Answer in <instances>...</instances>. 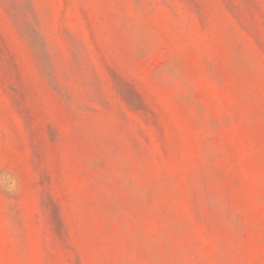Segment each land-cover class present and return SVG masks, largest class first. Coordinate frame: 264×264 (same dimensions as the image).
<instances>
[{
	"label": "rangeland",
	"instance_id": "obj_1",
	"mask_svg": "<svg viewBox=\"0 0 264 264\" xmlns=\"http://www.w3.org/2000/svg\"><path fill=\"white\" fill-rule=\"evenodd\" d=\"M0 264H264V0H0Z\"/></svg>",
	"mask_w": 264,
	"mask_h": 264
},
{
	"label": "clouds",
	"instance_id": "obj_2",
	"mask_svg": "<svg viewBox=\"0 0 264 264\" xmlns=\"http://www.w3.org/2000/svg\"><path fill=\"white\" fill-rule=\"evenodd\" d=\"M16 180L10 176L0 179V184L7 185V191L13 192L16 190Z\"/></svg>",
	"mask_w": 264,
	"mask_h": 264
}]
</instances>
